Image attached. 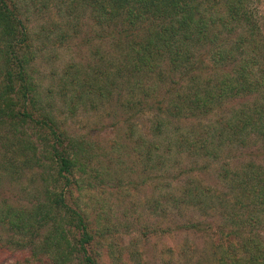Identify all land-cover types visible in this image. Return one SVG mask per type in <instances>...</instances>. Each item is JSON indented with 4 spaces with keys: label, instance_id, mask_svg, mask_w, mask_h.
<instances>
[{
    "label": "trees",
    "instance_id": "16d2710c",
    "mask_svg": "<svg viewBox=\"0 0 264 264\" xmlns=\"http://www.w3.org/2000/svg\"><path fill=\"white\" fill-rule=\"evenodd\" d=\"M251 4L30 0L38 14L55 15L36 40L52 38L59 47L68 36L84 31L85 44L99 42L93 53L101 61L89 78L70 76L71 68L65 71L67 80L62 77L65 96L72 97L71 112L86 107L93 96L109 102L116 98L119 127L127 141H137L131 150L142 164L143 181L150 178V169L166 170L167 165L166 173L176 171L156 181L169 187L163 199L167 208L156 199L146 210L162 217L184 213L171 232L210 235L214 229L209 251L186 264H264V31ZM29 6L0 0V118L9 119L16 131H36V141L29 136L20 141L32 152L22 165H44L37 156L40 144L49 162L44 183L51 180L52 188L44 184L43 201L31 209L3 208L0 222L32 235L45 230L46 247L54 249L48 264H96L91 253L102 242L96 237L111 231L92 227L90 213L72 191L80 184L76 173L85 172L84 160L92 161L90 147L82 138L73 139L39 105L31 75L38 47H33L28 18H22ZM143 115L149 117L154 138L164 134L165 145L140 136L136 140V119ZM233 151L236 159L245 154L244 161L219 162ZM182 157L194 158L196 167L183 166L178 161ZM215 163L218 167L211 169ZM213 170L223 185L202 184L201 174ZM181 176L186 179L179 180ZM174 182L180 185L172 190ZM189 211L194 215L187 217ZM159 228L147 227L143 235H156Z\"/></svg>",
    "mask_w": 264,
    "mask_h": 264
},
{
    "label": "rangeland",
    "instance_id": "374dc122",
    "mask_svg": "<svg viewBox=\"0 0 264 264\" xmlns=\"http://www.w3.org/2000/svg\"><path fill=\"white\" fill-rule=\"evenodd\" d=\"M18 1L21 8L30 4V0ZM251 9L264 31V0H252ZM54 17V13L50 12L38 14L30 6L29 12L22 15L23 19L28 18V25L34 37L33 47H38L31 75L35 83V93L40 100L39 105L44 111L50 112L73 139L82 138L89 144L92 161L84 160L85 172L76 173V180L80 184L75 185L72 191L74 197L79 196L77 202L82 209L90 213L92 227L97 231L101 226H106L111 231H106L105 237H96L97 241L102 242L93 247L91 256L95 263L186 264L187 261L204 257L205 252L211 248V239H215L214 229L210 231V235L171 232L170 229L174 227L176 220L182 221L184 218L180 216L182 213L174 212L162 217L151 215L146 210L148 202L156 199H162V208H167L163 199L168 195L169 187L164 182L156 184V181L171 177L173 171L171 170V174L166 173L167 165L166 170L150 169V178L146 182L143 181L142 164L138 162L137 152L131 150L137 141H127L124 128L119 127V100L113 98L109 102L93 96L86 107L79 105L77 111L71 112L69 99L72 97L65 96V81L62 77L67 80L65 71L71 68L70 76L75 73L80 74L81 78H89L95 63L100 64L101 61L100 54L93 53L97 51L99 42L85 44L84 31H80L76 36H68L66 42L59 47L52 42L55 41L52 38L36 40L40 28L50 26ZM10 122L5 117L0 118V213L7 206L13 209H31L43 201L42 186L49 184L52 188L51 180L44 183L46 172H49L46 164L49 162L40 144L37 156L44 165L39 167L36 164L30 169L22 165V161L31 157L32 152L24 150L20 141L28 136L36 141V131L28 128L16 131L10 126ZM136 124V140L140 137L146 140L154 139L165 145L164 134L159 138L153 137L147 115L139 116ZM243 155L245 156L237 154L236 159L234 151L225 153L219 162L236 165L244 161ZM178 161L187 168L196 167L194 158L182 157ZM203 163L198 162L199 166H203ZM218 165L219 163L213 164L211 169L216 170ZM127 170H133V174ZM214 170L201 174L203 185H223L218 181ZM181 177L179 180L186 179ZM179 183L171 184L172 190L178 187ZM79 187L83 189L80 194L77 192ZM182 215L185 216L184 213ZM189 215H194V212L189 211L187 217ZM147 227H160V230L156 235H143ZM162 230L169 232L164 233ZM45 236V230L32 235L29 232L10 230L5 223L0 222V264H48L47 258L54 254V249L46 247L49 242ZM74 263L79 262L74 260Z\"/></svg>",
    "mask_w": 264,
    "mask_h": 264
}]
</instances>
